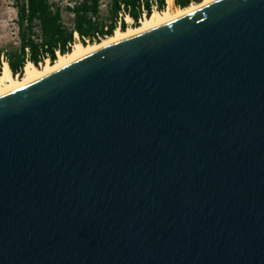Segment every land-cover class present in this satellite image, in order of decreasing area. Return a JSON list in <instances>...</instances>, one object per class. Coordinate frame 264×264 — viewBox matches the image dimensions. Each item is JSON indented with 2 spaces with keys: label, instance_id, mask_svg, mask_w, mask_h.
I'll return each mask as SVG.
<instances>
[{
  "label": "water",
  "instance_id": "obj_1",
  "mask_svg": "<svg viewBox=\"0 0 264 264\" xmlns=\"http://www.w3.org/2000/svg\"><path fill=\"white\" fill-rule=\"evenodd\" d=\"M0 264H264V0L1 93Z\"/></svg>",
  "mask_w": 264,
  "mask_h": 264
},
{
  "label": "trees",
  "instance_id": "obj_2",
  "mask_svg": "<svg viewBox=\"0 0 264 264\" xmlns=\"http://www.w3.org/2000/svg\"><path fill=\"white\" fill-rule=\"evenodd\" d=\"M202 1L173 0V3L176 8L185 9ZM166 4L167 0H71L65 5L60 0H13L18 45L12 50H0V78L3 55L12 76H22L28 63L35 67L47 61L53 64L59 55L70 53L76 37L81 45L101 43L117 29L137 27L154 11H164ZM63 12L71 17L69 22ZM126 18L132 24L128 25Z\"/></svg>",
  "mask_w": 264,
  "mask_h": 264
},
{
  "label": "bare ground",
  "instance_id": "obj_3",
  "mask_svg": "<svg viewBox=\"0 0 264 264\" xmlns=\"http://www.w3.org/2000/svg\"><path fill=\"white\" fill-rule=\"evenodd\" d=\"M212 1H216V0H203L201 3L192 4L191 6L185 9L178 8L172 10L173 0H167L168 8L165 11L153 12V14L150 17L143 19L139 26L128 28L126 31H121L117 29L113 36L103 40L101 43L98 44L81 45L80 43H76L73 46V49L70 53H67L65 55H59L57 61L53 64L47 61V63L42 67H35L33 64L28 63L25 67L24 74L19 77H13L7 63L3 62L4 65H3L2 75L0 78V94L21 87L25 83L29 82L30 80L36 77L42 76L54 69L65 66L75 58L87 55L97 49L114 44L126 36L141 32L143 30H146L150 27L162 23H166L170 20H173L178 15H181L186 12H190Z\"/></svg>",
  "mask_w": 264,
  "mask_h": 264
},
{
  "label": "rangeland",
  "instance_id": "obj_4",
  "mask_svg": "<svg viewBox=\"0 0 264 264\" xmlns=\"http://www.w3.org/2000/svg\"><path fill=\"white\" fill-rule=\"evenodd\" d=\"M60 1L63 5H65L66 3H69L71 0H60ZM106 1L107 0H104V2ZM167 8H168V4L165 5L164 9L166 10ZM172 8H173L172 10L178 9L175 7L174 3L172 5ZM63 17L66 22H69V20L71 19L69 14L65 12H63ZM125 20L128 25L132 24L131 19L126 18ZM128 28H132V27L128 26ZM17 45H18V36H17V26H16V10L13 7V0H0V50L3 52L6 49L12 50L15 47H17ZM43 65H41L40 67H42Z\"/></svg>",
  "mask_w": 264,
  "mask_h": 264
},
{
  "label": "built area",
  "instance_id": "obj_5",
  "mask_svg": "<svg viewBox=\"0 0 264 264\" xmlns=\"http://www.w3.org/2000/svg\"><path fill=\"white\" fill-rule=\"evenodd\" d=\"M76 40H77V42H79V40H78V38H77V37H76ZM86 42H87V41H86ZM73 45H74V44H73ZM73 45H69V46H71V48H72V46H73ZM4 59H5V58H3V56H1V61H2V64H3V62H4Z\"/></svg>",
  "mask_w": 264,
  "mask_h": 264
}]
</instances>
